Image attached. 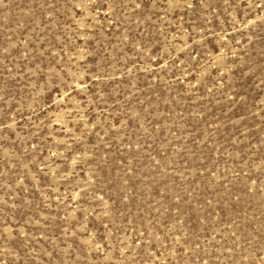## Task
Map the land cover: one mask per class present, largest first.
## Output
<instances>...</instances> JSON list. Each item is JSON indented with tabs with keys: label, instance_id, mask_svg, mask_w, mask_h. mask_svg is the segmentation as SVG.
I'll use <instances>...</instances> for the list:
<instances>
[{
	"label": "rangeland",
	"instance_id": "374dc122",
	"mask_svg": "<svg viewBox=\"0 0 264 264\" xmlns=\"http://www.w3.org/2000/svg\"><path fill=\"white\" fill-rule=\"evenodd\" d=\"M0 264H264V0H0Z\"/></svg>",
	"mask_w": 264,
	"mask_h": 264
}]
</instances>
